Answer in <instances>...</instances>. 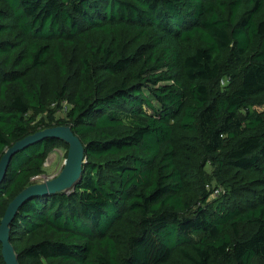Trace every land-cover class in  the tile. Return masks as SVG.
<instances>
[{"label":"trees","instance_id":"1","mask_svg":"<svg viewBox=\"0 0 264 264\" xmlns=\"http://www.w3.org/2000/svg\"><path fill=\"white\" fill-rule=\"evenodd\" d=\"M62 125L83 172L18 207L19 264H264V0H0V159ZM57 148L13 154L0 220Z\"/></svg>","mask_w":264,"mask_h":264},{"label":"water","instance_id":"2","mask_svg":"<svg viewBox=\"0 0 264 264\" xmlns=\"http://www.w3.org/2000/svg\"><path fill=\"white\" fill-rule=\"evenodd\" d=\"M45 138H57L67 144L68 149L64 165L57 177L43 183L31 184L25 187L8 204L4 215L0 220L1 254L5 264H19L14 248L10 243L9 225L22 202L41 194L67 192L80 180L83 172L82 165L85 161L84 147L78 137L73 134L70 127L62 125L40 130L16 142L11 148H9L0 159V181L4 177L9 161L16 151Z\"/></svg>","mask_w":264,"mask_h":264},{"label":"rangeland","instance_id":"3","mask_svg":"<svg viewBox=\"0 0 264 264\" xmlns=\"http://www.w3.org/2000/svg\"><path fill=\"white\" fill-rule=\"evenodd\" d=\"M63 116H64V112L61 111V112H58L55 117L61 118ZM65 154H66V151L63 148L54 149L49 154V156L47 157L43 165L42 174L34 178L32 180V184L43 183L47 180H51L57 177L63 168L64 161H65ZM206 170L208 174H211L210 167H207Z\"/></svg>","mask_w":264,"mask_h":264}]
</instances>
